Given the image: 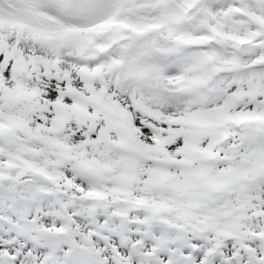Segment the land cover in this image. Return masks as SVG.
<instances>
[{
  "label": "snow or ice",
  "instance_id": "1",
  "mask_svg": "<svg viewBox=\"0 0 264 264\" xmlns=\"http://www.w3.org/2000/svg\"><path fill=\"white\" fill-rule=\"evenodd\" d=\"M0 264H264V0H0Z\"/></svg>",
  "mask_w": 264,
  "mask_h": 264
}]
</instances>
